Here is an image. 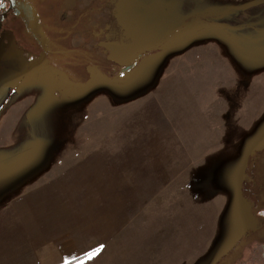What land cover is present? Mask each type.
I'll list each match as a JSON object with an SVG mask.
<instances>
[{
  "label": "rangeland",
  "instance_id": "obj_1",
  "mask_svg": "<svg viewBox=\"0 0 264 264\" xmlns=\"http://www.w3.org/2000/svg\"><path fill=\"white\" fill-rule=\"evenodd\" d=\"M64 1L41 9L59 19ZM63 6L74 7L64 23L82 13L95 24L84 35L63 33L67 45L130 57L160 45L131 77L101 76L70 98L51 75L32 70L30 46L0 32V159L10 158L0 163V200L44 170H97L117 177L119 191L130 183L148 190L124 194L126 203L162 199L181 208L169 244L178 260L167 264H264V0ZM181 28L178 45L163 39ZM100 63L106 75L113 61Z\"/></svg>",
  "mask_w": 264,
  "mask_h": 264
},
{
  "label": "crops",
  "instance_id": "obj_2",
  "mask_svg": "<svg viewBox=\"0 0 264 264\" xmlns=\"http://www.w3.org/2000/svg\"><path fill=\"white\" fill-rule=\"evenodd\" d=\"M96 171L44 170L2 198L0 264H64L101 245L84 264L177 261L176 249L169 247L182 217L176 202L158 199L152 205L147 198L135 207L123 195L147 189L130 183L119 191L117 177Z\"/></svg>",
  "mask_w": 264,
  "mask_h": 264
},
{
  "label": "flooded vegetation",
  "instance_id": "obj_3",
  "mask_svg": "<svg viewBox=\"0 0 264 264\" xmlns=\"http://www.w3.org/2000/svg\"><path fill=\"white\" fill-rule=\"evenodd\" d=\"M48 0H22L23 8L22 10H17L11 0H0V32H7L9 37L16 44H20V49L23 50V41L27 46H30L33 52V65L32 70L35 71L37 75L49 74L51 75L57 85V90L63 96H73L75 92L77 94L82 93L86 87V83L94 81L95 79L103 76L108 80L114 81L115 79L120 81L125 76H132L135 74L142 62L147 59L148 55L155 47L143 49L142 53L137 56H127L128 53H121L119 55H96L93 48H89L84 41L73 42L67 45L65 39L68 36L65 34L84 35L86 31H90L95 27L94 25H88V19L79 14L75 21L66 22L62 21L60 18L63 15L72 14L74 7L69 8L68 13H62L63 5L66 4L65 0L63 4L57 9V13L60 16L59 19L54 18L52 14H47L41 9V3ZM45 6L43 9L46 10ZM33 10V11H32ZM42 10V11H41ZM90 11V10H88ZM5 19H10L12 24L15 26L14 22H17L16 27H3V22ZM72 19V16H71ZM69 25V26H68ZM3 27V29H1ZM20 27V30L18 28ZM16 29V31H14ZM18 31V32H17ZM90 32H94L90 31ZM20 33V39H18V34ZM149 49V50H148ZM147 50V51H145ZM145 56L138 60V56L144 54ZM93 56H97L95 59ZM110 58L113 63L109 70H107L106 75L102 73V67L100 61H106ZM117 58L131 59L130 62H125L120 64L116 61ZM138 63L128 71L125 69L131 64ZM87 64V68L85 62ZM94 61V63H93ZM83 64V65H82ZM87 71L85 73L84 68ZM78 67V75L80 78L76 79L74 74V68ZM110 76H109V75ZM69 82V85L64 86V81ZM75 94V95H77ZM262 257L264 256V245L262 246Z\"/></svg>",
  "mask_w": 264,
  "mask_h": 264
},
{
  "label": "trees",
  "instance_id": "obj_4",
  "mask_svg": "<svg viewBox=\"0 0 264 264\" xmlns=\"http://www.w3.org/2000/svg\"><path fill=\"white\" fill-rule=\"evenodd\" d=\"M165 41H167L168 43H171L172 45H178L180 42L186 40V36H185V32L183 31V28H181V30H172L171 32H169L166 36H164L163 38ZM174 46V47H175ZM70 98H72V96H69Z\"/></svg>",
  "mask_w": 264,
  "mask_h": 264
},
{
  "label": "snow or ice",
  "instance_id": "obj_5",
  "mask_svg": "<svg viewBox=\"0 0 264 264\" xmlns=\"http://www.w3.org/2000/svg\"><path fill=\"white\" fill-rule=\"evenodd\" d=\"M104 245H101L100 248L94 249L92 251H88L84 253V257L82 260L76 261L75 257H73V260L70 261L68 258H65L64 264H73V261H75V264H84V260L91 259L97 255V252L102 249Z\"/></svg>",
  "mask_w": 264,
  "mask_h": 264
},
{
  "label": "water",
  "instance_id": "obj_6",
  "mask_svg": "<svg viewBox=\"0 0 264 264\" xmlns=\"http://www.w3.org/2000/svg\"><path fill=\"white\" fill-rule=\"evenodd\" d=\"M12 2H13V4H14V6H17L16 7V9L17 10H22V9H24L23 8V3L21 2L22 0H11ZM33 11V10H32ZM145 56V53L144 54H141V55H139L138 56V60H140L141 58H143ZM138 60L135 62V63H133V64H131L130 66H128L126 69H125V71H128V70H131L137 63H138Z\"/></svg>",
  "mask_w": 264,
  "mask_h": 264
}]
</instances>
